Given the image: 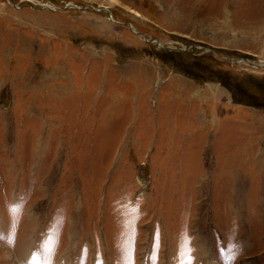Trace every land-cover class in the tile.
Returning <instances> with one entry per match:
<instances>
[{"label":"rangeland","instance_id":"obj_1","mask_svg":"<svg viewBox=\"0 0 264 264\" xmlns=\"http://www.w3.org/2000/svg\"><path fill=\"white\" fill-rule=\"evenodd\" d=\"M240 59L264 0H0V264H264Z\"/></svg>","mask_w":264,"mask_h":264},{"label":"water","instance_id":"obj_2","mask_svg":"<svg viewBox=\"0 0 264 264\" xmlns=\"http://www.w3.org/2000/svg\"><path fill=\"white\" fill-rule=\"evenodd\" d=\"M49 8V7H48ZM101 12H105V13H107L108 15H109V17H110V13H109V11L107 10V9H103V10H100ZM147 42H156L158 45H159V42L158 41H156V40H147ZM162 48V47H161ZM169 49V48H168ZM170 50V49H169ZM241 60V59H240ZM229 61H231V62H237L238 60H229ZM243 61V60H242ZM244 61L245 62H249L248 60H246V59H244ZM249 65H253V64H249ZM258 67H261V68H263L264 66H258Z\"/></svg>","mask_w":264,"mask_h":264},{"label":"bare ground","instance_id":"obj_3","mask_svg":"<svg viewBox=\"0 0 264 264\" xmlns=\"http://www.w3.org/2000/svg\"><path fill=\"white\" fill-rule=\"evenodd\" d=\"M111 16V15H110ZM134 32H135V30L134 29H132ZM159 47H162V45L159 43ZM243 60V61H242ZM245 62L244 61V59H241V60H238L237 62ZM245 63H247V64H253L252 66H254V67H258V65L257 64H255V63H252V62H245ZM259 66H264V65H259Z\"/></svg>","mask_w":264,"mask_h":264}]
</instances>
